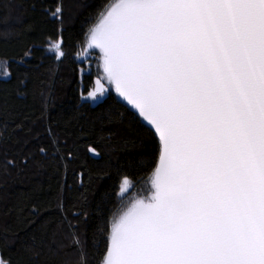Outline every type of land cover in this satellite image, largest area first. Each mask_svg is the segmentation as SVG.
<instances>
[{
	"label": "snow or ice",
	"instance_id": "obj_1",
	"mask_svg": "<svg viewBox=\"0 0 264 264\" xmlns=\"http://www.w3.org/2000/svg\"><path fill=\"white\" fill-rule=\"evenodd\" d=\"M50 16L61 27L46 52L61 63L63 4ZM86 23L101 55L85 103L114 88L151 130L125 143L155 153L151 196L110 221L99 264H264V0H111ZM121 187L123 200L135 184ZM30 239L0 264H90L89 238L70 222L58 245L47 229Z\"/></svg>",
	"mask_w": 264,
	"mask_h": 264
},
{
	"label": "trees",
	"instance_id": "obj_2",
	"mask_svg": "<svg viewBox=\"0 0 264 264\" xmlns=\"http://www.w3.org/2000/svg\"><path fill=\"white\" fill-rule=\"evenodd\" d=\"M110 1L0 0V61L10 73L0 76V254L5 257L15 259L22 245L31 244L30 235L44 229L60 244L70 222L89 238L90 264H99L106 229L127 198H120L121 179L128 177L136 188L150 175L151 145L125 143L151 131L138 115L112 93L95 103L84 101L98 76L96 59L82 64L77 53L84 50L86 21L94 23ZM59 3L68 54L61 63L46 52L49 37L61 27L50 16ZM89 69L90 75L81 76ZM37 187L39 199L33 195ZM34 207L40 208L38 218L32 217ZM66 258L75 264L74 255Z\"/></svg>",
	"mask_w": 264,
	"mask_h": 264
},
{
	"label": "water",
	"instance_id": "obj_3",
	"mask_svg": "<svg viewBox=\"0 0 264 264\" xmlns=\"http://www.w3.org/2000/svg\"><path fill=\"white\" fill-rule=\"evenodd\" d=\"M110 3H111V1L107 4V6H108ZM107 6H106V7H107ZM106 7H105V8H106ZM105 8H104V9H105ZM88 53H92L91 57H93V58L96 59V70H97V56H99V55H101V54L99 53L98 50H97L96 52H92V49L86 46V41H85V39H84V54H85V57H86V55H87ZM82 60H84V59H82ZM100 66L102 67V62H101V65H100ZM97 78H98V76H97ZM97 78H96V79H97ZM105 88L107 89V84L105 85ZM111 93H112V94L118 99V101H120L121 103H123L124 105H126V106H127L128 108H130L134 113L137 114L138 110H135V109H134V106H132L128 101H126L123 97H121V96L119 95V93H117V92L115 91L114 88L112 89ZM137 115H138V114H137ZM138 117H139V118L141 119V121H142V122L148 127V122L145 121V120L143 119V117H140L139 115H138ZM149 180H150V175H149L145 180H143V181H142V182H141L136 188L131 189V193H132L131 197H127V198L121 203V205L119 206V208H118V209L115 211V213L113 214L111 220H112L117 214L121 213L122 210H126V209H124V205L128 203V200H129V199H133V198H147V197H150V196H151L152 192H151V190H150ZM122 193H123V190L121 191L120 196H122Z\"/></svg>",
	"mask_w": 264,
	"mask_h": 264
},
{
	"label": "rangeland",
	"instance_id": "obj_4",
	"mask_svg": "<svg viewBox=\"0 0 264 264\" xmlns=\"http://www.w3.org/2000/svg\"><path fill=\"white\" fill-rule=\"evenodd\" d=\"M78 57H79V61L81 60V59H85V54H84V50H83V52H80V54L78 55ZM6 64V63H5ZM8 70V69H7ZM1 76V75H0Z\"/></svg>",
	"mask_w": 264,
	"mask_h": 264
}]
</instances>
